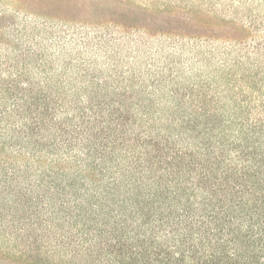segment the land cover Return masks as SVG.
I'll return each mask as SVG.
<instances>
[{"label":"trees","instance_id":"trees-1","mask_svg":"<svg viewBox=\"0 0 264 264\" xmlns=\"http://www.w3.org/2000/svg\"><path fill=\"white\" fill-rule=\"evenodd\" d=\"M0 264H264V0H0Z\"/></svg>","mask_w":264,"mask_h":264}]
</instances>
